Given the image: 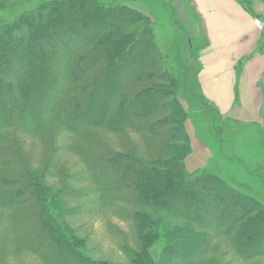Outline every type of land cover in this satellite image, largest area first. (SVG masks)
<instances>
[{
    "label": "trees",
    "instance_id": "1",
    "mask_svg": "<svg viewBox=\"0 0 264 264\" xmlns=\"http://www.w3.org/2000/svg\"><path fill=\"white\" fill-rule=\"evenodd\" d=\"M0 4L7 5L3 0ZM109 17L122 25H107ZM137 22L142 23L128 29ZM23 48L32 58L24 57ZM0 70V135L11 128L42 134L56 123L77 136L81 143L67 148L80 153L94 190L101 193L99 201L104 206L130 204L122 218L131 220L144 239L163 237L166 260L178 259L171 250L181 255L191 248L210 250L217 235L235 238L242 258H247L249 247L264 254V206L259 200L214 172L189 173L186 159L192 145L179 98L180 80L163 68L154 31L138 10L98 0H60L49 2L43 11L0 19ZM199 88L201 104L221 119ZM47 102L49 107H43ZM162 110L168 115L157 122L153 117ZM99 128L117 136L132 130L149 159L131 140L127 149L114 150L94 133ZM4 141L8 145L0 144V206L24 209L22 222H16L25 236L23 244L47 255L49 263L51 248L42 238L41 224L52 227L53 220L60 227L58 216L69 209L61 201H47L54 196L47 178L58 157L53 154L36 173L22 144ZM100 173L104 179L97 177ZM69 193L74 189L68 185ZM134 257L140 258L136 253Z\"/></svg>",
    "mask_w": 264,
    "mask_h": 264
},
{
    "label": "rangeland",
    "instance_id": "2",
    "mask_svg": "<svg viewBox=\"0 0 264 264\" xmlns=\"http://www.w3.org/2000/svg\"><path fill=\"white\" fill-rule=\"evenodd\" d=\"M53 1L60 0H3L7 5L0 4V19L16 18L26 10L43 11ZM98 1L114 7L134 8L150 22L163 68L180 80L179 98L186 110V128L192 150L200 148L208 153L203 165L198 163L194 166L189 163L192 169L187 165L189 173L201 176L202 172H214L239 192L254 196L264 206V138L259 137L255 130L215 117L209 107L201 104L198 83V47L202 44L199 37L200 21L189 0ZM236 2L246 7L254 18L264 22V0ZM13 10L16 11L14 14ZM104 22L110 26L122 25L120 20L112 17ZM141 23H134L128 29L133 31ZM261 29L264 31V28ZM15 32L21 31L19 29ZM133 53L135 56L137 50ZM23 55L25 58H32L24 48ZM184 79L187 88L183 84ZM49 104L47 102L43 107L48 108ZM165 115H168L167 111H158L153 119L161 122ZM93 131L114 150L127 149L132 144L129 140L138 143L139 154L149 159L143 143L132 130H127L123 136L100 128ZM5 138L22 144L24 155L33 159L32 168L36 173L44 168L45 162L53 154L58 157L57 167L52 171L54 173L47 178L54 194L47 201L48 204L61 201V204L69 205V209L63 212L64 215L58 216L59 224L61 221L58 228L53 220H50L52 227H46L41 222L43 230L40 233L44 236V241H49L51 249L48 253L53 258L48 263V259L44 258L45 254H37L23 244L25 236L16 222H22L24 217L20 214L24 209L0 206V264H264V254L256 253L261 248H245L248 256L242 258L235 238L225 235L215 236L210 250L201 253L199 249L197 251L191 248L186 255L171 250L170 254L178 259L166 260V253L169 252L163 244V237L155 241L144 239L134 229L131 220L122 218L125 217V212L128 213L127 209L132 207L130 204L122 202L104 206L99 201L101 193L94 190L80 153L67 148L70 143H81H78L77 136L68 133L62 126L51 123L42 134L19 128L4 129L0 135V144L6 147L8 144L4 141ZM58 146L59 151L56 153L54 150ZM97 177L104 179V174L100 173ZM68 185L74 189V193L68 194ZM47 193L43 192L45 197L49 196ZM37 226L38 230H34L39 231L40 223L37 222ZM9 239L10 244L4 245ZM141 241L145 247L141 245ZM146 248L148 250L143 252ZM134 253L140 258H135ZM181 257L185 259L182 260Z\"/></svg>",
    "mask_w": 264,
    "mask_h": 264
},
{
    "label": "crops",
    "instance_id": "3",
    "mask_svg": "<svg viewBox=\"0 0 264 264\" xmlns=\"http://www.w3.org/2000/svg\"><path fill=\"white\" fill-rule=\"evenodd\" d=\"M189 2L200 21L198 81L206 101L224 120L264 138V31L258 18L236 0ZM207 154L193 149L188 167L203 165Z\"/></svg>",
    "mask_w": 264,
    "mask_h": 264
},
{
    "label": "built area",
    "instance_id": "4",
    "mask_svg": "<svg viewBox=\"0 0 264 264\" xmlns=\"http://www.w3.org/2000/svg\"><path fill=\"white\" fill-rule=\"evenodd\" d=\"M257 25H258V27H260V28H264V22L261 21V20H259V19H257Z\"/></svg>",
    "mask_w": 264,
    "mask_h": 264
}]
</instances>
